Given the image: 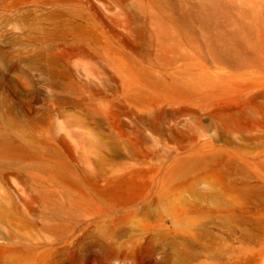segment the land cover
<instances>
[{
  "label": "rangeland",
  "instance_id": "obj_1",
  "mask_svg": "<svg viewBox=\"0 0 264 264\" xmlns=\"http://www.w3.org/2000/svg\"><path fill=\"white\" fill-rule=\"evenodd\" d=\"M165 1L0 0V264H264V0Z\"/></svg>",
  "mask_w": 264,
  "mask_h": 264
},
{
  "label": "bare ground",
  "instance_id": "obj_2",
  "mask_svg": "<svg viewBox=\"0 0 264 264\" xmlns=\"http://www.w3.org/2000/svg\"><path fill=\"white\" fill-rule=\"evenodd\" d=\"M158 3H160L164 8L168 9L167 1L165 0H156ZM203 2V8L206 10L208 9V13L201 14V18L203 21H209V20H219V16L221 14H229V12H233V10H236L238 12V18L241 20V25L238 26L237 30L233 34L234 39H241L243 37V29L252 30L257 27V25L260 23V15L258 12V9L254 6L251 10H248L246 8V5L244 4H238L236 0H202ZM167 12V10H166ZM185 14L188 12L186 10H183ZM169 14V12H168ZM189 14V13H188ZM168 24H164V28H168L169 24H174V17H169ZM216 23V22H215ZM258 30V29H256ZM227 36L225 32L220 31L215 37V42L219 41H226Z\"/></svg>",
  "mask_w": 264,
  "mask_h": 264
}]
</instances>
